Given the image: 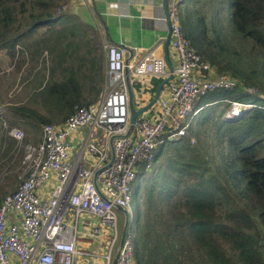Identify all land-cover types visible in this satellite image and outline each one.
<instances>
[{
  "label": "trees",
  "instance_id": "obj_1",
  "mask_svg": "<svg viewBox=\"0 0 264 264\" xmlns=\"http://www.w3.org/2000/svg\"><path fill=\"white\" fill-rule=\"evenodd\" d=\"M58 1L0 0V51L11 59L17 52L57 51L63 60L65 53L76 50L77 43L64 38L70 28L64 24L66 17L55 12ZM180 7L183 35L215 72L236 78L238 84L200 97L194 109L201 111L194 121L211 106L206 116L180 139L160 143L149 167L142 164L138 169L135 178L143 169L150 171L144 181H138L134 192L138 200L130 226L132 231L133 221L134 262L264 264V0H182ZM222 30L240 34L245 51L257 63L260 57L254 71L257 77L224 64L219 56L224 50ZM99 69V62L98 68L91 69L98 81L102 78ZM74 70L61 67L60 79L35 88L33 94L42 104H54L70 114L81 88ZM162 80L151 79L152 95ZM139 85L135 83L134 88ZM96 100L78 104L88 106ZM231 101L254 107L241 110L231 120L218 121L221 114L215 113L214 105L227 104L229 109ZM7 110L9 120L26 131L39 132V125L53 123L31 104L10 105ZM192 132L200 137L195 149L189 146ZM213 138L218 143L209 146ZM203 143L206 148L215 147L206 161L197 155L199 150L205 151Z\"/></svg>",
  "mask_w": 264,
  "mask_h": 264
},
{
  "label": "built area",
  "instance_id": "obj_2",
  "mask_svg": "<svg viewBox=\"0 0 264 264\" xmlns=\"http://www.w3.org/2000/svg\"><path fill=\"white\" fill-rule=\"evenodd\" d=\"M157 1L166 8V16L156 20L169 24L168 50L173 60L167 53L172 80L160 91L156 109L148 111V117H137L131 127L129 87L133 94L135 83L170 75L164 55L158 53L166 38L147 48L103 42L106 80L101 97L88 106L75 105L62 122L43 124L41 140L23 145L22 181L0 201V264H83L88 257L104 258L105 264H135L130 184L138 169L142 164L149 167L155 149L164 140H178L187 133L200 110L193 108L197 98L238 84L236 78L215 72L183 35L179 17L182 0ZM229 103L225 117L230 119L239 115L233 114L234 108L240 113L254 107ZM0 124L16 142L23 140V131L5 121L1 107ZM82 126L86 136L72 157V136ZM95 129L103 134L91 140ZM84 154L91 161L89 166L82 163ZM52 178L54 183L46 191ZM122 209L128 211V224L120 244L125 222ZM116 210L124 216L121 232ZM81 215L89 219V228L82 234L90 240L79 234ZM106 229L111 235L105 255H100L97 244L91 248L79 244L107 235Z\"/></svg>",
  "mask_w": 264,
  "mask_h": 264
},
{
  "label": "rangeland",
  "instance_id": "obj_3",
  "mask_svg": "<svg viewBox=\"0 0 264 264\" xmlns=\"http://www.w3.org/2000/svg\"><path fill=\"white\" fill-rule=\"evenodd\" d=\"M72 7H74V5H71L70 0H59L58 4L55 6L54 9L56 14L64 15V17H66L64 24L69 26L70 31L66 32L64 38H66L67 41L72 39L73 42L77 43V49L79 48L80 53H77V49L71 52L69 51V53H65L66 57L62 60L59 56L56 55V53H59L57 51H53V53H50L45 50L42 53H32V55L31 53L17 52L16 57L14 59H11L4 50L0 51V107L3 110L6 122L11 126L20 128L24 134V138L21 142H19V144L5 133L0 124V199L5 195L13 192L17 188L19 183L22 181L24 172V165L22 163L23 145L28 142L37 143L41 140V131H26L24 126L12 123L9 120L7 107H9L10 104L14 102H23L34 106L37 105V109L43 108L45 103L42 104L41 98L39 96H35V94L33 93L36 92L39 86L48 85V83H50L54 79H60L62 77V73L59 72L61 67H66L69 71L74 68L75 70L72 72L75 75L77 83L81 85L79 93L83 97L82 99H80L81 96L79 98H76L78 102L71 105L70 112L72 111L74 106L77 105L79 102H90L94 99H99L104 90V87L100 85V94L97 97L95 89L98 87V79H96V77L91 73L92 68H98L99 60H101L102 63L104 61V54L98 53L101 50L99 34L96 28L88 23H85L82 20L81 13L79 11L76 12L74 8L72 9ZM223 30H226V28H223ZM223 30L222 33L225 34L226 32ZM211 37L212 35L210 36V39H213ZM243 40L245 39L241 37L240 34H225L221 38V44L224 47V50L222 49L220 51L219 56L222 60H224V64L243 72L253 73L252 75L254 77H257L256 72L254 71L256 66L260 64L261 59L260 57H258L259 60L257 63V59L254 56L252 57L250 53H247L245 51L246 47L244 45ZM211 51L213 53L217 52L216 50ZM159 54L162 55L163 53ZM127 57L128 56L126 55V58ZM169 57L173 60L170 51ZM67 74L69 73H66V75ZM171 80L172 79H170L168 83L164 85L163 89L167 87ZM35 88L36 90H34ZM153 96L154 93L149 100H151ZM147 100L148 99H146L145 96L143 98L141 97V95H139V93H137L135 98L133 99L135 104H138L140 102L145 103ZM148 101L146 102V104L148 103ZM199 102L200 99L197 98L194 101L193 108H195ZM214 106V109L216 110L215 113L217 115L221 114V116L217 119L218 121L231 120L230 118H226L224 114L225 111L228 109L227 104L224 106L215 104ZM208 108H211V106H208L203 109V111L196 119V122L206 116ZM56 109L58 110L59 107H56ZM155 109L156 103H154L152 107H150L146 112L140 114L138 118L148 117V111H154ZM64 110L65 109L61 110V115L59 116L60 119H62L65 115L69 114L66 110ZM155 115L156 114L154 113V116ZM52 122L55 123V119ZM194 122L195 121H193L192 125H194ZM39 130H42L41 125H39ZM95 133L96 136H92L91 140H94L97 136H101L103 134L102 131H98L97 129H95ZM193 134V132L190 133L191 137L189 139V146L190 148L195 149L197 143L200 141V137H198L199 139H197L196 136H194ZM85 136V126L80 127L77 131L73 133L72 157L75 155L77 149L81 147ZM216 143H218V139L213 138L211 144H206H208L209 146H213L217 145ZM201 148L205 151L199 150L197 152V155L200 158L202 157L204 161L208 159L209 153L215 149V147L206 148L205 143H203ZM82 163L84 164V166L90 165L91 161H89V157L87 156V154L83 155ZM149 171L150 169H143V171L140 172L139 176L135 178L130 184V208L131 212H133V220L136 214V205L138 202L134 192L138 185V181H144L149 175ZM53 183L54 179L52 178L48 184L49 187L45 190L50 191ZM115 212L118 218V231L121 232L123 227L124 216L119 210H116ZM80 219L81 225L79 227V234L81 235L82 232L88 230L89 219L85 215H81ZM133 229L134 222L132 221V231ZM106 232L107 235H102L99 239L94 240L92 243L82 242L79 244L84 248H91L94 247L95 244H97L101 248L100 255L103 256L108 252L109 249L110 237L108 235H111V230L106 229ZM81 236H83L82 239L90 240L83 234ZM116 247L117 244L112 250V257H114L116 254ZM82 263L105 264V260L101 257H88L85 261H82Z\"/></svg>",
  "mask_w": 264,
  "mask_h": 264
},
{
  "label": "crops",
  "instance_id": "obj_4",
  "mask_svg": "<svg viewBox=\"0 0 264 264\" xmlns=\"http://www.w3.org/2000/svg\"><path fill=\"white\" fill-rule=\"evenodd\" d=\"M70 1L71 5H74L72 9L74 8L76 12L79 11L81 13L82 20L96 28L102 50L98 53L104 54L102 49L103 42L124 45L128 48H147L153 45L158 39L162 37L166 38L169 34V24L156 20L157 17L166 16V8L160 6L157 0H83L81 3H76L74 0ZM158 53H163L162 55H164V47ZM99 68L100 74L102 73V78L97 82L98 89L100 85L102 87L105 86V56L102 65L101 60L99 61ZM150 81L148 82L147 79H143L139 85V89L134 88V85L132 86L133 99L137 93L143 98L145 96L148 100L151 98V88H145V86L151 84ZM97 88L95 89L96 91ZM140 89L145 90L140 92ZM80 96V99H82L83 96ZM146 102L135 104L133 101V105L137 109L144 106ZM17 104L24 103L14 102L10 105ZM35 107L37 108V105ZM56 107L54 104H46L43 108H38L40 110H37V112L44 119L49 121L55 119V121H59L61 120L59 118L61 111L57 110Z\"/></svg>",
  "mask_w": 264,
  "mask_h": 264
},
{
  "label": "water",
  "instance_id": "obj_5",
  "mask_svg": "<svg viewBox=\"0 0 264 264\" xmlns=\"http://www.w3.org/2000/svg\"><path fill=\"white\" fill-rule=\"evenodd\" d=\"M83 0H74V2L76 3H81ZM169 40H170V35L168 34V36L166 37V41H165V44H164V58L166 60V65L170 71V75L166 78H164L160 83L159 85L157 86L156 88V91L154 92V96L153 98L150 100V102L146 105H144L143 107H140L139 109H135L134 105H133V102H132V89L129 87V97H130V103H129V113H130V117H129V122L131 124V127L132 125L134 124L136 118L141 114L143 113L144 111H146L150 106H152L156 101H157V98L160 94V91L162 89V87L165 85V83H167V81L172 77L171 75V71H172V67H171V64L168 60V55H167V51H168V45H169ZM122 212L124 213V216H125V222H124V227H123V231H122V236H121V241H120V244L123 243L124 241V238H125V234H126V227H127V224H128V211L126 209H122Z\"/></svg>",
  "mask_w": 264,
  "mask_h": 264
},
{
  "label": "bare ground",
  "instance_id": "obj_6",
  "mask_svg": "<svg viewBox=\"0 0 264 264\" xmlns=\"http://www.w3.org/2000/svg\"><path fill=\"white\" fill-rule=\"evenodd\" d=\"M234 110H236V112H234L233 114L237 115L239 113L238 108H234Z\"/></svg>",
  "mask_w": 264,
  "mask_h": 264
}]
</instances>
